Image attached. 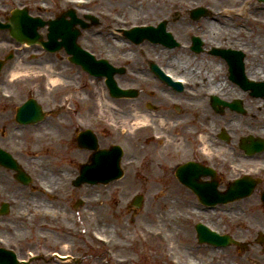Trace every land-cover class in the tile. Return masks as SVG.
Here are the masks:
<instances>
[{
	"label": "flooded vegetation",
	"instance_id": "1",
	"mask_svg": "<svg viewBox=\"0 0 264 264\" xmlns=\"http://www.w3.org/2000/svg\"><path fill=\"white\" fill-rule=\"evenodd\" d=\"M51 3L50 5L45 3L38 5V0H0V47H2L0 51V264H100L94 263L96 260L102 261V264H108L106 257L102 254L107 255L106 244H99L95 235L108 238L110 240L109 247L115 253V248H112L114 240L111 235L103 233V228L87 229L84 224L74 220L75 218L69 220L66 217L53 215L52 203L60 196V189L66 188L67 185L70 186L71 192L74 189L82 190L83 187H106L109 185L83 183L76 186L75 184L82 166H91L92 169L100 168L101 164L93 162L92 159L101 152L109 151L113 147L122 149L123 156L120 166L123 170V178L130 169H138L140 165L138 160L141 162V159H144L141 163L144 166L146 159L150 156L138 158L126 154L123 143L116 138L119 127L116 121L118 111H110L112 116L108 117V111L101 109L93 92L90 96V101H93L92 109L89 103L82 101L84 99L74 100L76 92L81 88L75 87L73 80L62 76V70L66 66L58 69L56 63L52 62V57H57L60 52H63L64 59L68 64L79 68L91 80L101 82L100 86L95 87V92L102 88L107 92L105 76L92 77L84 72L80 66L69 60L70 56L64 50L50 53L44 50L41 45H22L10 36L11 17L17 10L31 17L41 18L45 22L54 21L66 12H73L75 20L78 21L75 27L78 29L81 25L90 26L88 29L103 26L98 16L90 13L92 6L96 4L91 3V0H52ZM59 4L60 8L57 6ZM199 8L205 12V16L195 21L203 18L205 20V17L215 13L208 8L198 7L187 10V14L191 16L192 12ZM41 13H51L53 17L43 19ZM107 15L116 14L107 13ZM173 15L179 16L180 13H173ZM88 16L95 18L90 19L87 18ZM66 20L70 19L66 18ZM94 21L95 24H93ZM108 27L111 25L108 24ZM46 29L42 28L39 31L47 32ZM206 32L212 35L211 30L208 29ZM81 35L82 31L77 39V44L91 52L97 60H106L113 68L106 69L104 67L102 74H106L107 70L124 68L117 66L113 59L100 57L94 50L79 44ZM203 35L205 32L192 35L188 41L174 37L178 43V46L174 48L153 44L149 41H144L140 45H135L130 41H125V43L134 47L147 44V47L155 49L160 54H167L160 52L163 49L171 53L175 49L186 48L195 58L190 57L187 60H191V64L194 63L195 67H201L203 73H209L210 82L205 85V90L202 87L191 85L194 80H191L190 77L186 80L180 70L174 72L170 66L171 59L165 63H163L164 61L160 63L146 60V72L142 69L138 74H133V77L136 81L144 80L143 85L145 86L153 81L163 88L161 93H163L164 99L160 100L163 110L156 104L148 103L145 106V111L158 113L156 112L158 109L169 113V108L178 112L182 108H188L197 114L193 115L195 121L199 119L200 113L206 106L212 112V120L215 117L218 120L219 123L216 127H205L202 124L207 120L210 121L211 116H207L206 120L201 121L200 119L196 124L197 130L193 128L189 138L187 134L183 133L178 138L171 137L170 131L175 133L182 131L180 119L175 118V115H169V118L165 119L168 124L165 129H156L152 124L144 132L150 133L149 139L148 136L146 139L150 143L151 138L155 148H163L164 152L168 150V152L179 153L174 159L170 158V153L168 157L166 154H161L165 156L161 158L163 161L158 166H164L166 173L173 177L184 194V200L189 202L187 204L192 207L196 205L197 211L203 215L207 212L212 213V216L215 215V220H204L205 224L221 235H227L236 241L247 244V247L230 246L225 249L232 248L235 253L244 254L251 249L252 245H258V239H264V127L260 126L259 117L264 118L262 115H258L262 114V110H264V93L250 85V82L264 83V78L262 81L253 79L256 78V70L259 69H256L257 64L254 66L255 70H251L250 65L247 66L249 62L245 59L246 55L243 49L220 47L219 43L209 40L211 36L209 39H205ZM193 38L198 40L195 51L191 48ZM10 45H14V47L10 49ZM32 47H36V52L29 56L30 61L27 62L24 60L26 52L22 54L20 51ZM109 47L115 48L113 45ZM227 49L237 50L242 53V56L230 55L226 58L224 55L218 54L219 52H215V50ZM141 54L145 57L146 52L141 51ZM155 55L157 54L155 53ZM199 55L205 56V59L206 56H209V59L199 60ZM44 57L47 58L45 61ZM201 61H205L215 68H204ZM235 64L241 66L243 76L239 77L237 82L231 77V68ZM40 65H43L41 76L46 80L50 101L44 100L42 95H33L35 90L40 88L39 83L38 86H34V90L32 88L28 91L21 85H17L16 82L12 83L18 77L26 76L19 75L12 78L11 73L14 69L15 71L22 70L20 73L23 74L29 66L33 68V66ZM48 66H51L52 71L60 77L64 88L61 91H58L62 88L59 87L60 85L50 86L47 83L44 70ZM157 68L169 79L162 80L157 74ZM212 69H217L216 74H213ZM223 72H225L224 79L219 81L216 75L223 76ZM124 74L115 72L114 81L117 83V76ZM261 74L264 75L263 72ZM132 89L134 97L131 99L134 101L138 97L139 91L134 86ZM202 128L205 129V134L209 137L206 144L208 153L201 151L200 136L202 133L200 130ZM139 133H135V135ZM188 139L192 140V144L187 141ZM164 141L168 143L165 144ZM180 142H183V145H179ZM31 143L35 145V150H32ZM144 147H149V145ZM44 156L52 160L53 171L50 172H53V175L55 172L62 175L68 174L65 178L66 185L63 184L62 187V184L54 183L55 178L53 177L47 178L45 174L39 175L31 172L30 161L42 159ZM189 164L192 167L184 169L186 179L195 182L199 189L205 190V193L200 190L199 194H194L187 188V185L181 184L177 180L176 172ZM64 165L68 168L71 167L72 173L64 169ZM88 170H90L89 167ZM27 190L33 194L29 205L23 204L26 200ZM46 190L47 193L44 192ZM234 190L237 192L235 193ZM35 196L38 197L35 198ZM210 196L216 203L212 208L202 204V199L207 200ZM231 196L236 199L230 200ZM82 198L81 200L85 202ZM36 202L45 207H35ZM31 208H35L38 212L37 215L30 212ZM15 209H18L17 214L12 215V212L16 211ZM233 224H245L244 231L234 234Z\"/></svg>",
	"mask_w": 264,
	"mask_h": 264
},
{
	"label": "rangeland",
	"instance_id": "2",
	"mask_svg": "<svg viewBox=\"0 0 264 264\" xmlns=\"http://www.w3.org/2000/svg\"><path fill=\"white\" fill-rule=\"evenodd\" d=\"M51 1L52 0H38V5H41V3L50 5L52 4ZM225 1L227 2V0H99L91 8L92 11L90 13L96 15V17L98 16L103 26L83 30L79 39V44L83 47L94 50L100 57L113 59V62H115L117 66L124 67L125 74L117 76V83L124 88H132L134 86L139 91L138 99L136 98L134 101L127 98L115 100L118 107L116 110L118 111L116 114V121L119 126L117 128L116 138L123 143L126 154L134 155L138 158H143L145 156L150 157L146 159L144 166L141 164L144 159H141V162L138 160L140 164L138 169H130L126 172L124 178L113 182L106 187H83L82 190L74 189L73 192H71L69 189L70 186L67 185L66 188L60 189L61 194L55 201H53L52 206L54 209L53 215L55 214L60 217H66L69 220L75 218L74 220L84 224L87 229L103 228V233L111 235L114 240L112 248H115L116 251L114 253L110 247H107V255L105 256V254L102 253L103 256L106 257L108 264L115 263L114 260L119 258H124L126 260L125 264H170V262L174 260L169 255L168 249L165 248H168V245L169 247H175L172 256L176 255L180 260H186V262L195 261L196 264H264V247L260 244L252 245L251 249L244 254L235 253L232 248L220 250L211 246L199 245L193 227L195 221L197 219H203L205 221L207 219L215 220V215L212 216V213L210 212L203 215L196 210V205L192 207L190 204H187L189 202L184 200V194L179 185L174 181L173 177L166 173L164 166H158V164L163 161L161 158H164L165 156H162L161 154H166V157H168L170 153V158L174 159L179 153L173 151L168 152V150L164 152L163 148H155L152 139L150 138V143L146 139L147 136L149 139V132H142L135 135L130 134L127 131V133L123 132L127 127H121L122 123H128L125 120V117H127V114L131 111L132 107L146 110L145 106L148 103H151L152 105L156 104L158 108H161V99L155 98L154 95L163 94L161 93V89L163 88L159 87L158 84L153 81L145 86L141 80L138 79L136 81L133 77V74H138L142 69L146 72V60H154L160 63L164 61L163 63H165L173 57L184 59H190V57L192 59L195 58L191 52L182 47L171 51L169 54H160L155 49L147 47V44L139 47L131 45H128V47L127 44H125L124 48H117V50L115 45L120 44L119 41L121 40H119V38L113 39L111 37L112 31L107 24V21H109L107 13L116 14L115 16L123 17L126 21H129V19H133L131 15H133L134 12L132 11H138L141 15L147 18L146 22L150 24L167 21L166 30L175 38L177 37V39L186 41L190 40L192 35H199L200 33L205 32V35H203L205 39H209V36H211V39L209 40H213L216 43L234 49H243L247 62H250L252 58L255 60L254 66L257 64L258 67L256 69H259L256 70V75H258V73H264V24L262 27L258 28L245 21L242 16H233V20H230V23H228L233 27V30L238 27L241 34H239L237 38H230L227 40V36L224 38L222 37L223 29H226L222 27L225 26L222 22V17H217L220 21L217 22L216 25L219 28V31H212V35H209L206 32L208 29L205 22H207L206 19L209 20L213 15H208L205 17V20L203 18L199 21H192L187 14V10L198 7L208 8L214 12L224 11L227 9L225 7ZM57 6L60 8L59 6L61 5L59 4ZM260 6L262 7V19L264 21V3H261ZM177 12H179L180 15L175 17L173 13ZM40 15L43 19L53 17L51 13H41ZM234 20L235 22H233ZM109 23L113 25L111 21H109ZM39 32L43 35L46 34V32L42 30ZM6 38L8 37L6 36ZM255 38L258 39L261 44L258 47L255 46L257 45ZM110 45H113L115 48H110ZM13 47L14 45H10V49ZM1 50L2 47H0V51ZM22 50L23 51H19L22 54L23 52H26L24 60L28 62L30 61L29 56L32 55L33 52H36V47L24 48ZM141 51L146 52L145 57L141 54ZM154 52L157 55H155ZM255 54L257 55L256 57ZM46 57H44V61L47 59ZM64 57V53L60 52L57 57H52V62L56 63L58 69L66 66V68L64 67V70H62V76L68 78V80H73L75 87L81 88L76 92L74 100L82 98L84 99L82 101L89 103L92 109L93 101H90V96L92 95V92L96 90L95 85L92 82L93 80L76 66L68 64ZM198 58L199 60L203 59L206 61L207 58L209 59V56H206V59L205 56L203 57L202 55ZM215 60L217 61V59ZM193 64L194 63L191 65ZM247 66H249V64H247ZM42 67L43 65L33 66L31 70L30 68L25 70L26 73L34 72L32 79L26 75L18 77V79L13 80L12 83L16 82L17 85H21L27 91L32 88L34 90V86H38L39 83L40 88L37 91L35 90L33 95H42L44 100L50 101L48 98L49 89L46 88V80L41 76V71L43 70L41 69ZM182 67L189 69L187 65H183ZM223 73V76L220 74L218 76L216 75V77L219 78V81L224 79L225 72ZM59 87L62 88L58 91L64 89L63 84ZM106 95L108 98L110 97L107 92ZM60 97H62V95H60ZM156 110L158 113H164L161 110ZM169 110L171 116L175 115V118L180 119L179 122H181L180 126L182 127L181 132L175 133L170 131L171 137L173 138H178L182 133L184 135L187 134L188 138L191 137L190 134L192 133L193 128L197 130L196 124L198 121L200 119L201 121L203 119L206 120L207 116H211V120H207L206 123L202 124L205 127H216L219 123L216 117L212 120V112L206 106L200 113L201 116H198L199 119L195 121V116L192 115L188 108H182L179 112L171 108H169ZM107 115L108 117L112 116L110 111L107 112ZM258 115H262L264 118V111L262 114ZM188 116L190 117L189 119L187 118ZM259 119L261 122L260 126L264 127V119L261 117H259ZM187 141L192 144L191 139H188ZM146 142L149 144H145ZM145 145H149V147H144ZM30 146L32 147V150H35V145L33 143H31ZM27 156L30 157L28 154ZM51 161V158L46 156L42 159L30 161L31 172L39 175L45 174V177L47 178L53 177L55 178L54 183L62 184L63 187V184L66 185L65 178L68 174L66 173L65 175H62L55 172L53 175V172H50L53 171ZM63 168L72 173L71 167L68 168L64 165ZM138 194L144 196V201L142 206L139 209H136L131 206V201L132 198ZM32 195L33 194L27 190L26 200L23 204H31ZM65 196L67 198H64ZM36 197L38 196H35V198ZM81 198L86 201V204L82 207H75V204ZM91 198L97 199V204L93 207H90L89 203ZM185 201L187 202L185 203ZM31 209L32 211L30 212L37 215L38 212L35 208ZM15 210L16 211L12 212V215L17 214L18 209ZM233 225L235 227L233 228L234 234L238 231L242 232L245 229V224ZM154 226L157 232L160 231L161 234H169L167 237L168 240L160 243L161 245L156 244L158 242L148 240V238L154 234V229H152ZM148 228L151 230H149L148 233H145ZM210 250L216 251V254L214 255L216 260L206 263L204 260ZM113 256L118 258H113ZM94 263L102 264V261L98 262L96 260Z\"/></svg>",
	"mask_w": 264,
	"mask_h": 264
},
{
	"label": "bare ground",
	"instance_id": "3",
	"mask_svg": "<svg viewBox=\"0 0 264 264\" xmlns=\"http://www.w3.org/2000/svg\"><path fill=\"white\" fill-rule=\"evenodd\" d=\"M260 5L261 4L258 3L257 0H227V2L225 3V7L227 9H225L224 11H221V12L219 11V12L213 13V14H217V16L222 17V19H223L222 22H223V24L225 26H222V27H224L226 29L222 28L223 29L222 37L224 38L225 36H227V40H228L230 38H237L238 35L241 34V32L238 30V27H236L233 30V27L229 24L230 23L229 21L233 20V16H242L245 19V21L249 22L250 24H252L254 26H257L258 28L262 27L263 24H264V21L262 19V14H263L262 13V7ZM132 12H134L133 15H131V17L133 19H129L130 23L138 24V23L146 22L147 18L144 17L143 15H141L138 11H136V12L132 11ZM218 19L219 18L209 19L211 21L206 19L207 20V22H206L207 28L209 30H211V31L218 32L219 28L216 26L217 22H220ZM112 21L116 22V23H125L126 22V20L123 17H115V16L112 18ZM233 22H235V20ZM116 35H118L121 38H123V35L120 34V33H118ZM256 43H257V45H255V46H257V47L259 45H261L259 43L258 39H256ZM124 46H125L124 44H116L115 45V47L118 48V49L124 48ZM160 52L169 54V52H167L164 49L161 50ZM179 54H181V53H179ZM256 56L257 55L255 54V57ZM170 61H171L170 62V66L173 68L174 72L180 70L183 73V77H186L185 78L186 80L188 79V77H190L191 80H194L193 83H191V85H195L198 88L202 87L204 89V88H206L205 85H208L207 82H210L209 73L208 72L203 73L201 71V67L198 68L197 66L195 67L194 65L189 64V63L192 62L191 60H187V59L180 58V57H174ZM189 61H191V62H189ZM254 63H255V60L252 58V60H250V62H249V65L251 66V70H255L254 69ZM201 64L203 66H205L204 68H207V67L213 68L214 67L213 65L211 67V64H209V63L207 64L205 61H201ZM183 65H187L189 69H185L184 67H182ZM30 67H32V66H29L28 68H30ZM209 68L207 69V71L209 70ZM31 69L32 68H30V70ZM52 70L53 69H52L51 66L46 67L45 70H44L46 78H47V83L50 86H52V85H55V86L61 85L62 81H61L60 77L58 76V74H55ZM20 71L22 72V70H20V69H18L17 71H15V69H14V71L11 73V77L12 78H16L19 75H27L29 78H33L34 72L33 73L32 72H27L26 73V71L24 70L23 74H21ZM212 71H213V74H216L217 69H212ZM257 77L264 78V75H262L260 73V75H257ZM92 82L95 85V87H96V85L100 86V84H101V82L98 83V81H92ZM189 83H188V85H189ZM197 83H198V85H197ZM220 87H222V85H220ZM93 95L99 101L100 107H101L102 110H106V111H116L117 110L118 107H117V104H116V101H115L116 98L115 99L114 98H108L107 95H106V90L104 88H102V90H100L98 92L93 91ZM154 96L157 99H161V100L164 99V95H162V94H157V95H154ZM262 111H264V110H262ZM191 113H192V115L196 116V114L193 111ZM169 115H170V112L169 113L168 112H164V113H150L148 111L140 110L139 108L132 107L131 111L128 112L127 117H125V120L128 123H122L121 127H124V126L127 127L126 131L128 133H130V134L139 133L141 131L144 132L146 130V128L150 127L152 124L155 126L156 129L163 130V129H165V126L168 125L167 122L165 121V119L169 118ZM187 118L189 119L190 117L188 116ZM173 126H174V124H173ZM126 131H124V132H126ZM156 131H158V130H156ZM200 132L202 133L201 136H200V143L202 145L201 151H203L204 153H208L206 144L208 143L209 137H208V135L205 134V129L204 128H202L200 130ZM166 142L167 141H164L163 143L166 144ZM179 145H183V142H180ZM93 201H94V199H92V202ZM35 204L36 205H34V206L37 207V208H40L42 206L45 207L44 205H41L38 202H36ZM152 229H154V234L150 238H148V240H152L154 242H158V243H156L158 245H161L160 243L168 240L167 237L169 236V234L166 235V234H161L160 231L157 232L155 230V226ZM149 230H151V229H149ZM165 248L168 249L169 255L174 260V261L170 262V264H196L195 261L194 262H191V261L190 262H186V260H183V261L180 260L179 257H177L176 255L172 256V254L174 253L173 251H174L175 247H169V245H168V248L167 247H165ZM215 254H216V251L210 250L208 255L205 257L204 261L206 263H210V262L216 260V258L214 256Z\"/></svg>",
	"mask_w": 264,
	"mask_h": 264
},
{
	"label": "water",
	"instance_id": "4",
	"mask_svg": "<svg viewBox=\"0 0 264 264\" xmlns=\"http://www.w3.org/2000/svg\"><path fill=\"white\" fill-rule=\"evenodd\" d=\"M264 1V0H263ZM197 16V15H196ZM65 30V29H64ZM61 27H58L57 29H54V30H50V34H49V39H50V43L49 44H47V47H53V46H55L54 47V49H49L50 51H52V50H56V49H58V48H60V46H64L65 45V47L68 49V50H74L75 49V46L74 45H72L71 44V46H69V45H67L65 42L63 43V44H57L56 43V39H58V38H64V39H67L68 38V35H70L69 34V32L68 31H64ZM161 30H164V26L162 25L161 26ZM12 35L13 36H15L17 39H20V40H25L26 38H29V36L31 35V36H34V34H35V31H31V33H30V30L28 29V35L25 37V36H23V38L19 35V32H18V30H12ZM147 33L146 32H143V31H136V32H134V33H132V34H130L129 36H130V38L133 40H138V41H140L142 38H143V36L142 35H146ZM72 36V40H75L76 39V35H71ZM25 38V39H24ZM156 39H158V38H163V37H155ZM76 62H79V61H76ZM80 64H83L82 62H80ZM85 69H87V70H90L89 69V67L88 66H86L85 67ZM109 83L111 84V86L113 85V83H111V81L109 80ZM104 175H106L107 176V178L106 179H102L103 180V182H109L110 180H112L113 178H115L116 176H112V177H108V174H106V173H103ZM99 177H101V178H103V176L102 175H99ZM97 182V181H96ZM139 203H140V198L139 199H135V201H134V205L135 206H139Z\"/></svg>",
	"mask_w": 264,
	"mask_h": 264
}]
</instances>
